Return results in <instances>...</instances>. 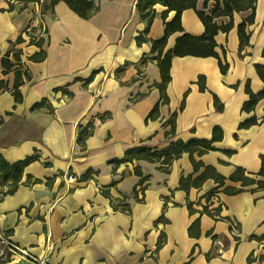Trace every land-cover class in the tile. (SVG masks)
Masks as SVG:
<instances>
[{"label":"crops","instance_id":"1","mask_svg":"<svg viewBox=\"0 0 264 264\" xmlns=\"http://www.w3.org/2000/svg\"><path fill=\"white\" fill-rule=\"evenodd\" d=\"M94 1L97 10L83 18L64 1L41 14L35 4L42 9L50 0H0V60L20 49L29 74L16 102L14 71L3 74L0 63L7 84L0 89V153L8 162L32 156L12 192L11 181L0 185V264H264V254L248 260L264 253V188L229 178L241 167L262 179L264 97L250 110L243 104L247 88H264L257 72L264 67V0H255L243 43L237 26L250 9L234 12L229 31L213 36L224 70L215 56H172L161 87L157 57L181 34L205 31L195 10L183 9L182 30L153 50L174 10L163 18L166 7L153 5L148 24L137 0ZM212 7L196 2L206 14ZM40 26L45 57L33 61L40 47L27 34ZM24 30L25 41L14 44ZM214 129L221 137L213 149L193 153L197 167L187 152L167 164L126 156L140 145L211 139ZM68 173L75 179L66 180ZM227 186L242 190L230 194Z\"/></svg>","mask_w":264,"mask_h":264},{"label":"trees","instance_id":"2","mask_svg":"<svg viewBox=\"0 0 264 264\" xmlns=\"http://www.w3.org/2000/svg\"><path fill=\"white\" fill-rule=\"evenodd\" d=\"M37 1V0H36ZM58 1H64L68 7L73 10L77 15L83 18L90 17L96 10L97 5L94 0H50L49 4L40 9L41 14L45 13L48 9H51L55 3ZM198 0H137L136 8L139 12V15L142 19L146 20L149 24L154 15L153 5L160 4L166 7V10L162 12L163 18H165L167 11L174 10L175 14L172 19L168 22H164V35L159 40H154L152 42V49H156L158 47H162L164 45L166 36L174 31H181L182 27L180 25V13L183 9L192 8L195 10L197 16L201 20L204 25L205 31L200 36H193L187 33H183L178 36L175 40V44L172 48L168 49L162 58L157 57V64L160 70L162 84H165L170 76H169V67H170V59L172 56H183V55H195V56H215L219 59L217 52L214 50L215 42L213 36L218 31L227 32L232 27V15L234 12L243 11L250 9L251 12L248 17L241 22L237 26V32L240 38V42L246 40L247 36L245 35L244 29L246 22H250L253 17V9L255 0H202L203 7H207V3L209 1H213V7L209 11L208 14L205 11L196 9V2ZM11 6V5H10ZM218 18H227L226 22H218ZM41 27V26H40ZM27 34V30L21 32L14 44H19L24 40L23 34ZM38 34V33H37ZM29 35V43H34L35 45L40 47L38 52L33 53L29 56L30 60L33 61H41L45 57V51L41 48L44 42V38L41 34L39 35ZM141 35H138L136 39L139 41L141 39ZM264 54V49L262 51ZM21 50L20 49H11L4 53L1 57L0 63L3 68L2 73L6 74L8 71H14V82H13V90L12 95L16 102H20L22 100V94L20 92V86L24 83V79L28 78V70L27 68L22 67L21 63ZM221 70L226 68L220 62ZM257 72L264 81V67L257 66ZM7 84L5 81L0 79V89H6ZM203 89V85H201ZM247 92L249 94L248 100L243 104L244 110H250L253 108L254 104L260 97H264V88L259 93H253L249 88H247ZM45 104L44 100H40L39 102L34 103L31 106V109H35L41 107ZM156 107L152 109L150 115L154 113ZM254 121V119H252ZM221 137L220 129H214L212 132L211 139H198L193 138L188 142H183L180 139L171 140L167 146L156 149V147L140 145L133 148H130L126 151V156L136 157L138 159H145L149 161H156L162 158L163 163H169L173 158L178 157L181 153L187 152L191 158V161L194 163V167H197V163L193 158V153H197V155H201L204 152L213 149L211 146L212 142ZM32 159V156L26 157L23 160L8 162L4 159L2 154L0 153V185L2 183H6L7 181H11L12 184L7 190V192H12L17 186L18 181L22 175L23 166ZM257 175L262 177L261 180H255L254 177L248 176L244 174V170L241 167H237L236 170L229 176L231 180L241 181V186H247L256 183L258 187L264 188V156L261 158V167ZM207 176L206 171H204L200 178H204ZM31 176L27 175L26 182H31ZM214 179L222 184L223 177L217 175L214 176ZM181 185H184V178L180 179ZM242 188H236L233 186H227L225 191L227 193H237L241 191ZM213 192H209L206 196L207 200L210 199V196ZM206 209V208H204ZM207 211V209L205 210ZM209 212V211H208ZM264 253L259 254L258 256L252 258L249 256L248 260L257 259L260 261L263 257Z\"/></svg>","mask_w":264,"mask_h":264},{"label":"built area","instance_id":"3","mask_svg":"<svg viewBox=\"0 0 264 264\" xmlns=\"http://www.w3.org/2000/svg\"><path fill=\"white\" fill-rule=\"evenodd\" d=\"M39 10H40V3L37 2L35 4V11H37V13H38ZM74 179H75V177L73 176V174H71V173L66 174V180H74ZM217 203L219 206H222V203L218 199H217Z\"/></svg>","mask_w":264,"mask_h":264},{"label":"rangeland","instance_id":"4","mask_svg":"<svg viewBox=\"0 0 264 264\" xmlns=\"http://www.w3.org/2000/svg\"><path fill=\"white\" fill-rule=\"evenodd\" d=\"M37 2V1H36ZM218 19H220V18H218ZM218 21V20H217ZM219 22V21H218ZM44 28H42V27H40V31H39V33L37 34V35H39V34H41V35H43L44 34Z\"/></svg>","mask_w":264,"mask_h":264}]
</instances>
